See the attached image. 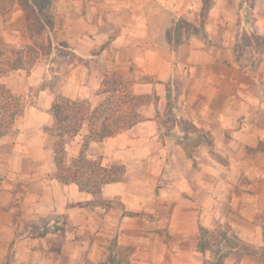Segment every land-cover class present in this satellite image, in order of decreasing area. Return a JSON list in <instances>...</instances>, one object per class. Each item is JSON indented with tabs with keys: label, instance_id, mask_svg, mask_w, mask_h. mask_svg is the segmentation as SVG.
Masks as SVG:
<instances>
[{
	"label": "crops",
	"instance_id": "obj_1",
	"mask_svg": "<svg viewBox=\"0 0 264 264\" xmlns=\"http://www.w3.org/2000/svg\"><path fill=\"white\" fill-rule=\"evenodd\" d=\"M204 4L52 0L57 41L72 53L0 77L12 95L32 94L33 101L0 133V264H110L112 242L125 264H203L211 252H198L199 229L224 223L234 241L261 246L260 227L245 218L258 216L253 203L264 201V0H213L206 12ZM111 72L157 102L141 109L145 121L89 144V158L119 164L125 175L81 192L53 177L49 109L58 96L91 105L97 99L95 106ZM172 77L188 125L211 144L188 148L187 134L177 142L168 135ZM86 134L84 126L65 140L67 162ZM224 264L263 263L237 246Z\"/></svg>",
	"mask_w": 264,
	"mask_h": 264
},
{
	"label": "trees",
	"instance_id": "obj_2",
	"mask_svg": "<svg viewBox=\"0 0 264 264\" xmlns=\"http://www.w3.org/2000/svg\"><path fill=\"white\" fill-rule=\"evenodd\" d=\"M213 0H205L204 12H206ZM248 3L251 0H246ZM26 3L37 12L43 11L41 3L51 5L52 0H26ZM248 10V9H247ZM247 15V14H246ZM248 16V15H247ZM246 16V17H247ZM32 29V25H28ZM48 32L51 33L55 51L58 55H70L69 47L58 42L55 37L52 19L47 23ZM180 23L174 28V44L180 43ZM39 60L37 53L29 54L17 51L14 48L0 47V77L8 76L13 71L24 69L29 73L30 69ZM134 80L123 78L116 72L104 75L95 94L100 101L92 106L87 100H69L64 97H55L51 103L49 114L52 118V126L49 133L56 138L54 146L55 170L53 177L61 184H76L81 192L96 193L98 190L111 183H118L124 179L125 169L119 164L103 167L99 158H89L86 150L91 142H101L108 138L130 129L134 125L145 121L141 109L156 104L157 96L137 95L134 93ZM45 85V84H44ZM25 103L22 98L12 95L4 87L0 86V133L9 129L14 120L22 115ZM164 127L168 135L177 137L176 142L184 135H188L186 146L191 147L200 142L211 144L206 132L197 130L188 125L181 109L180 102L175 94L174 79L166 85V107L164 112ZM86 126L85 135L80 151L76 157L68 162L65 159L64 143L66 139L75 137ZM128 215H133L129 214ZM261 246H238L243 254L258 257L264 264V214L260 219ZM45 232L39 233V236ZM232 231L228 223L218 226L214 230L199 229L198 252L204 254L211 252V258L203 264H224L230 251L237 246L231 243ZM115 242L110 245L108 261L110 264H125L116 255Z\"/></svg>",
	"mask_w": 264,
	"mask_h": 264
},
{
	"label": "rangeland",
	"instance_id": "obj_3",
	"mask_svg": "<svg viewBox=\"0 0 264 264\" xmlns=\"http://www.w3.org/2000/svg\"><path fill=\"white\" fill-rule=\"evenodd\" d=\"M41 4L43 11L37 12L26 3V0H0V47L14 48L29 54L37 53L39 55L38 62L45 60L46 63L52 64L58 54L54 49L56 43L52 40L47 27V23L52 19L51 5L47 8V4ZM29 23L32 25V29L28 26ZM55 37L57 38L56 35ZM22 100L25 106H31L33 103L32 94ZM96 100L93 101L94 104ZM94 104L92 103V105ZM253 205L257 206L256 210L259 211V215L249 216L245 219L254 229L259 226L260 219L264 214V201L254 202ZM250 236L252 240L255 239L254 231ZM231 243L240 247L246 244H240L232 238Z\"/></svg>",
	"mask_w": 264,
	"mask_h": 264
}]
</instances>
